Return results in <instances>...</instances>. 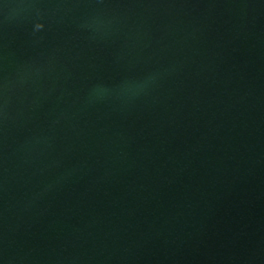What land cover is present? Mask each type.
<instances>
[{"label": "water", "instance_id": "1", "mask_svg": "<svg viewBox=\"0 0 264 264\" xmlns=\"http://www.w3.org/2000/svg\"><path fill=\"white\" fill-rule=\"evenodd\" d=\"M0 264H264V0H0Z\"/></svg>", "mask_w": 264, "mask_h": 264}]
</instances>
